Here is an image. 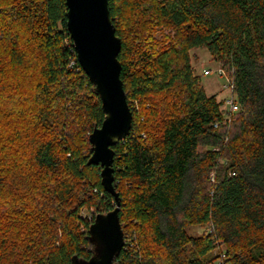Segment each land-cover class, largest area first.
<instances>
[{
	"label": "trees",
	"instance_id": "trees-1",
	"mask_svg": "<svg viewBox=\"0 0 264 264\" xmlns=\"http://www.w3.org/2000/svg\"><path fill=\"white\" fill-rule=\"evenodd\" d=\"M108 10L132 114L112 147L124 235L113 264H264V0ZM66 12L65 0H0V264H86L90 225L115 208L88 164L104 114ZM144 18L172 41L148 45ZM197 48L233 83L230 120L194 74Z\"/></svg>",
	"mask_w": 264,
	"mask_h": 264
},
{
	"label": "water",
	"instance_id": "water-1",
	"mask_svg": "<svg viewBox=\"0 0 264 264\" xmlns=\"http://www.w3.org/2000/svg\"><path fill=\"white\" fill-rule=\"evenodd\" d=\"M66 28L77 61L99 96L104 120L88 140L92 154L89 165L100 167V184L115 200V208L99 214L89 227L94 254L86 264H113L124 246L119 222L120 200L114 187L112 147L130 133L132 114L120 80L117 59L121 41L110 19L108 0H65Z\"/></svg>",
	"mask_w": 264,
	"mask_h": 264
},
{
	"label": "rangeland",
	"instance_id": "rangeland-1",
	"mask_svg": "<svg viewBox=\"0 0 264 264\" xmlns=\"http://www.w3.org/2000/svg\"><path fill=\"white\" fill-rule=\"evenodd\" d=\"M145 19L148 24L146 25V29L142 31L143 33L141 35L144 36L143 39L148 40V38H153V41L157 43L158 46H165L172 41L174 33L173 30L160 26L152 27L151 22H148L150 19L148 20V18H144V20ZM166 35H169L168 40L164 38ZM132 37L133 35H131V38ZM135 42L138 43V39L134 41V43ZM147 42L148 45L152 44L149 40ZM190 62L194 68V74L199 77L200 85L204 89L207 96H215L217 101H221V99L228 95V92L224 89L225 80L217 76V69L219 68V65L212 60L210 54L205 48L191 50ZM205 71H209L210 73L205 75ZM81 214L84 216L87 214V211H81ZM187 232L188 234L200 235L202 230L199 228H189Z\"/></svg>",
	"mask_w": 264,
	"mask_h": 264
},
{
	"label": "built area",
	"instance_id": "built-area-1",
	"mask_svg": "<svg viewBox=\"0 0 264 264\" xmlns=\"http://www.w3.org/2000/svg\"><path fill=\"white\" fill-rule=\"evenodd\" d=\"M209 73V71L204 72L205 75H208ZM217 76L225 80L224 89L228 92V95L220 101L222 103L220 106V112L225 119L230 120L231 116L238 111V105L233 93V83L220 67L217 69ZM218 264H223L222 258L219 260Z\"/></svg>",
	"mask_w": 264,
	"mask_h": 264
}]
</instances>
